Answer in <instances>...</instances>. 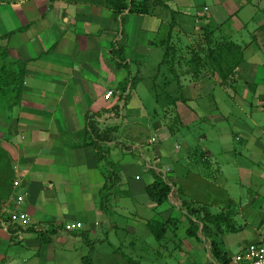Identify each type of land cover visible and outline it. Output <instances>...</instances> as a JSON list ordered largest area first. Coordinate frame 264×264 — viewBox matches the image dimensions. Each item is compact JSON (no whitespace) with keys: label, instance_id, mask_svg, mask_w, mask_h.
Segmentation results:
<instances>
[{"label":"crops","instance_id":"0c3cea01","mask_svg":"<svg viewBox=\"0 0 264 264\" xmlns=\"http://www.w3.org/2000/svg\"><path fill=\"white\" fill-rule=\"evenodd\" d=\"M164 1L170 9L177 12L175 28L179 31L197 33L199 28L210 25L219 27L226 35L231 32H247L251 37L247 41L250 46L244 51L243 61L231 87L220 86L214 78L207 77L192 84L194 90L201 91L204 95H209L212 86L215 89L218 85L224 92H233L234 102L237 101L238 105L251 102L262 110L264 101L260 97L264 95V8L261 3L264 0H211L212 4L209 6L195 5L194 13L188 9L189 0ZM203 7H207V11H203ZM162 10L158 13L156 10L152 15L139 16H151L159 25H168L170 17L167 15L170 14L167 10ZM131 15L133 14L127 13V10L116 15L107 0H0V48L6 49L10 60L26 64L20 104L9 111H0V143L14 161L15 173L21 175L22 184L18 192L25 193L22 208L29 213L32 221L46 225L41 233L48 236L47 242L42 244L38 234L31 230L15 235L0 229V264H47L55 261L58 264H70L71 251L76 249L55 248L56 243L62 246L68 242L89 244L91 259L95 264L100 257L96 254L98 249L94 248V240L104 235L101 228L103 222L99 216L106 215L105 221L113 231L119 228L98 205V191L104 183L103 165L96 161L93 146H82V143L89 113L97 115L93 119L101 128L122 124L123 120L115 118L109 110L115 101L106 102L103 93L111 87H115V91L112 89L114 93L117 92L119 83L122 82L118 80V73L134 71L132 66L135 54L150 53V48H139L145 44L138 41L134 43L129 27H125ZM121 19L124 20L123 24ZM145 25L146 31L149 27H154L149 26L148 21ZM249 27H252L251 31ZM158 29L159 26L151 31L155 33ZM11 31L16 32L5 37ZM189 36L186 35L187 44L190 42ZM146 41L147 45L153 46V40L148 38ZM255 44L256 47L253 48ZM117 46L123 49L127 67H118L117 59L110 53L112 47ZM258 87L261 93L257 95ZM196 96L199 98L200 95L197 93ZM188 99L190 98L185 97L184 101L176 105L179 108L186 106ZM211 108L217 110L216 104L212 103ZM192 113L189 109L190 116L194 118ZM216 116L218 121L214 120V123H226L225 116ZM214 123L211 122L212 125ZM234 123L238 131L232 134L241 149L246 146L249 138L257 137V147L264 150V119L259 112L254 111L245 119H238ZM260 133L262 136L258 135ZM118 137L116 132L106 142L103 149L107 147L109 154L111 146L117 144L115 138L119 139ZM123 146L121 152L125 155L128 151L125 147L128 148V145ZM160 146L161 144L154 147L152 145V152L142 162V166L150 172L147 173L149 180L120 191V196L131 197L140 210L124 204L126 199H115L112 204L117 216L118 207L127 216L133 215L131 223L125 225L126 231L132 235L137 234L139 222L148 228V223L167 220L181 206L180 200L183 198L180 194L156 205L145 193V186L152 182L151 170L154 166L159 171H167L166 176L171 172L161 158L160 152L164 150ZM131 147L137 146L131 144ZM205 153L211 158V168L218 169L221 175L223 172L215 154L209 149H205ZM122 160L121 169L133 165L132 161ZM196 168L199 170V173L196 172V181H191L190 191L186 193L187 199H192L195 203L197 199H201V196L195 197L202 189H207L208 186L219 187L211 183V180L218 182L216 174L214 177H207L208 180H201V169L199 166ZM133 177L140 181L143 175L135 172ZM167 179L181 190L183 188L182 192L189 181L188 177L177 171L176 174L170 173ZM222 179L226 181L225 178ZM200 182H204L206 186ZM263 187L264 183L261 185ZM57 191L62 197L61 201L57 199ZM249 199H264V191H255L254 196ZM181 211L184 217L185 212ZM238 216L244 219L243 223L238 222L240 231L248 229L242 234L250 236L247 238L243 235L238 244L241 249L264 234V212H250L247 216L252 217L250 220L245 218L242 211H239ZM76 221L82 223L81 229L65 233L56 228L58 224ZM26 251L32 253V256L26 258ZM83 255L85 254L75 255L74 262L77 264L79 260L82 264Z\"/></svg>","mask_w":264,"mask_h":264},{"label":"rangeland","instance_id":"374dc122","mask_svg":"<svg viewBox=\"0 0 264 264\" xmlns=\"http://www.w3.org/2000/svg\"><path fill=\"white\" fill-rule=\"evenodd\" d=\"M189 2L190 5L188 3L187 6L192 13L196 11V8H194L195 5L209 6L212 4L211 0H189ZM261 4L264 8V3ZM186 8L184 7V9ZM158 11L162 12L163 10L157 9L156 13ZM164 15L166 14L164 13ZM167 16L170 17V15ZM130 17L125 27H129L132 40L134 43L138 41L139 43L145 44L144 47L139 48H150V53L145 54L141 52L140 54H135L132 66L134 71H124L123 74L118 73L119 81L124 83L133 82V86L128 91L129 102L122 110V124L120 123L117 126L119 139L115 138L117 144L111 146L112 148H110L109 154L110 158L119 167L121 182L113 190L112 200L110 206H108V216H111L119 228L113 231L105 221L106 215L99 216L103 222L101 228L104 231V235L102 238L94 240V248L96 247L98 249L96 254L100 257L94 263L133 264L126 262L127 258H130L136 264H218L209 253L210 244L206 238L200 235L201 239L196 240L195 238H187L184 236V230L189 224L188 216L184 215L183 217L181 215V210L185 212L183 207L181 208L180 206L179 209H176L170 214L174 217V221L176 220L177 224L175 222L174 224H170L165 236L160 240H156L149 227L147 228L142 225L141 222L138 223V232L136 235H132L126 231L125 225L131 223V217L133 215L127 216L119 211L120 208L118 207L119 215L117 216L114 210L116 208L112 204L115 199H122L123 201L126 199L124 204L127 203L128 206H132L135 210H140V207L137 206V203L131 197H126L125 195L120 196V191H124L123 189L125 188H130L134 184L141 185L149 180V175H147L149 170L142 166V162L152 152V145L154 147L155 145L161 144L160 147L164 150V152H160L162 153L161 158L168 169H171L170 173L176 174L177 171L182 176L188 177L189 181L187 182V186L184 187L185 191H183L185 194L183 192V195L180 194L182 196L181 198H183L180 201L185 200L188 203H192V199H187L188 195L186 193L190 191L191 181L193 183L196 181V172L199 173L196 164L194 161L189 160V158H191L195 150L206 154L205 149H209L215 154L217 163H219L223 173L219 175L220 172H218V169L212 170L213 175L216 174V180L218 182L214 183L215 180H211V183L219 187L214 188L208 186L206 187L207 189H202L200 194H197L195 197L198 198V196H201V199H197V202L207 204L209 210L213 213L219 212L222 209H230L236 212L235 219L237 224L238 222H244V219L238 216L239 211H242L246 216L245 218H249L248 220L252 218L250 216L247 217L250 215V212H264V199H249L254 196L255 191H259L260 189L264 191V187L261 188V185L264 183V150L263 148L257 147V137L249 138V141H246V146L241 149L232 134L238 131L234 121L238 119L243 120V118L245 119L248 114L254 111L259 112L260 116L264 119V108L261 110L255 103L251 102L238 105L237 101L236 103L234 102V93L224 92L218 85H216L215 89L212 86L211 90H209V95H204L201 91L194 90V82L192 84L190 80V82L187 81L185 83L179 92L184 98H190L186 102L187 105L179 108V105L177 106L175 104L174 107H170L173 99L174 101L179 100L176 102L178 103L181 102L183 97L174 90L176 89V85L173 78L171 79L172 74L168 69V65L163 64L158 67L163 50L160 47L147 45L146 41L148 38L155 41L164 38L168 32L169 25L166 23L159 25L151 16L141 17L133 14ZM168 20L169 23L170 19ZM146 21H148L149 26H154L149 27L147 31L145 27ZM157 26H159L158 31L153 33L151 30H155ZM190 29L188 30L190 31ZM251 30L252 27H249V31ZM220 32L224 34L223 31ZM191 34L194 35L195 33L189 34L188 32L179 31L175 28L172 36L175 38L179 37L181 44L179 45L184 47V44L188 42L186 35L191 36ZM226 36L239 43H245L251 39L247 35V32H231ZM255 47L256 44L253 48ZM184 50L183 48V53L185 52ZM178 69H181V67ZM114 88L111 87L108 89L114 90ZM106 92L103 93L105 101L114 102V97L111 99L105 98ZM197 93L200 95L199 98L196 96ZM260 93L258 87L256 94L258 95ZM156 94H158V99L155 97ZM260 99L264 101V95ZM212 103L216 104L217 110L211 108ZM189 109L192 110L194 118L190 116ZM176 112L184 123L178 130H176L175 125H172L173 121L176 123ZM220 114L225 116L224 122L226 123H214V120L218 121L216 115ZM211 122L214 124L212 125ZM171 128L173 131L176 130L175 134L170 132ZM258 135L262 136L261 133ZM152 139H154L153 142H151ZM148 140L153 144L148 143ZM124 144L128 145V148L125 147L128 150L125 155L121 152ZM131 144H136L137 147L130 148ZM262 147H264V144ZM234 150L237 152H234ZM121 160L132 161L133 165L121 169ZM12 163L14 164V161ZM135 172H140L143 175L140 181L134 180L133 176ZM170 173H167V176H170ZM207 174H210V171ZM15 176L20 177L21 175L15 173ZM167 176L165 177L166 179ZM201 177V180L207 179L202 175ZM222 178H225L226 181L224 182ZM200 184L205 185L204 182H200ZM59 195V191H57V199L61 201L62 197ZM162 221L165 220H159L157 222ZM240 229L239 227V230L236 232L224 233L220 236L222 245L230 256H234L239 252L240 248L238 244L243 235L250 238L249 235L242 234V232L246 233L248 229L242 230V232ZM68 243L66 244L67 246H61L56 243L55 248L69 247L76 249L74 252L71 251L72 259H70V264H76L74 262L75 255L86 254L90 249L89 244L79 242ZM26 254V258L29 255L32 256V253L30 254L28 251H26ZM47 264L58 263L55 261ZM77 264H80L79 260Z\"/></svg>","mask_w":264,"mask_h":264},{"label":"trees","instance_id":"16d2710c","mask_svg":"<svg viewBox=\"0 0 264 264\" xmlns=\"http://www.w3.org/2000/svg\"><path fill=\"white\" fill-rule=\"evenodd\" d=\"M107 2L116 15L121 14L125 10L129 14L138 15H152L157 9H164L169 12L168 32L164 38L158 41L153 40L152 44L163 50L158 67L163 64L168 65V69L172 74L171 79L173 78L176 85L174 90L178 93L187 81H192L190 83H193L205 77L214 78L220 86L231 87V82L235 79L243 61L244 51L250 46L249 42L239 43L220 32L219 27L209 25L199 28L197 34H191L190 42L182 47L180 46V38L172 36L176 25L175 15L177 12L170 9L164 0H107ZM120 22L123 24L124 20L121 19ZM14 32L16 31L7 33L5 37ZM183 48L185 49L184 53ZM110 53L117 59L118 67L128 66L121 47H112ZM25 65L23 61L10 60L6 49L0 48V111H9L20 104L24 88ZM180 67L181 69H178ZM127 84V82L119 83L118 90L114 93L116 103L109 108L114 117L121 120L122 110L129 102L128 91L133 86V82H129V86ZM157 95L155 96L156 98ZM180 96L183 97L182 94ZM177 101L179 100L174 101L173 99L170 107H174ZM181 101H184V97ZM121 102L122 106H120ZM95 116L97 115L90 113L87 115L86 135L82 146H93L96 161L103 165L104 183L99 189L97 196L99 208L108 215V206H110L112 200L113 190L120 184L121 176L118 165L110 158L109 152L106 150L107 147L105 150L103 148L106 142L109 141L110 136L118 132V125L101 128L98 122L93 119ZM175 118L176 123L173 121L172 125H175L176 130H178L184 123L177 112L175 113ZM176 130L173 131L171 128L170 132L175 134ZM189 160L194 161L196 166H199L203 177H214L213 169L211 168V158L206 154L195 150ZM208 171H210V174H207ZM151 172L152 182L145 186V193L156 205L167 202L170 196H178L182 193V190L176 187L175 184L165 180L162 174L157 172V168H153ZM14 176L15 172L11 156L0 143V204L11 193V184ZM182 207L185 210L184 215L188 216L189 224L184 230V236L200 240V235H202L203 238L209 241L211 257L217 263L229 264L231 256L225 251L220 236L224 233L239 230L240 226L235 219L236 212L230 209H222L213 213L209 210L207 204L200 202L188 203L185 200L181 201ZM174 222L177 224L176 220L174 221V217L170 216L162 222L148 223V227L156 240H160L165 236L169 225L174 224ZM38 236L42 244L47 242L48 236L45 233H38ZM81 261L82 264H93L91 252L88 251L83 255ZM126 262L136 264L130 258H127Z\"/></svg>","mask_w":264,"mask_h":264},{"label":"built area","instance_id":"2783aa9c","mask_svg":"<svg viewBox=\"0 0 264 264\" xmlns=\"http://www.w3.org/2000/svg\"><path fill=\"white\" fill-rule=\"evenodd\" d=\"M203 11H207V7H203ZM114 97V91L109 89L106 94V99ZM116 98V97H115ZM116 103V100L115 102ZM122 106V102L120 103ZM114 116V114H112ZM112 116V117H113ZM154 139L151 140L153 142ZM154 166V165H153ZM156 168L155 166L153 167ZM15 172L16 165L13 164ZM165 180H167L166 172L159 171ZM22 184L21 177L14 176L11 184L10 195L0 204V229L7 234L19 235L24 231L31 230L35 233H41L46 229V225L31 220L29 213L24 210L23 203L25 199V193L18 192ZM171 197V196H170ZM82 223L67 222L56 225L57 229L70 233L75 230L81 229ZM232 264H264V234H261L259 238L254 241L247 243L243 246L238 253L231 257Z\"/></svg>","mask_w":264,"mask_h":264}]
</instances>
